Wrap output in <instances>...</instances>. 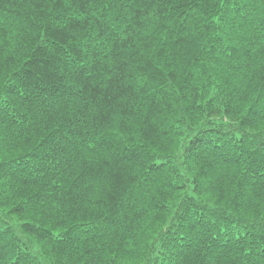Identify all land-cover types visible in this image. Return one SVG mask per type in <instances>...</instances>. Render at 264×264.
<instances>
[{
	"label": "trees",
	"instance_id": "1",
	"mask_svg": "<svg viewBox=\"0 0 264 264\" xmlns=\"http://www.w3.org/2000/svg\"><path fill=\"white\" fill-rule=\"evenodd\" d=\"M0 264H264V0H0Z\"/></svg>",
	"mask_w": 264,
	"mask_h": 264
}]
</instances>
